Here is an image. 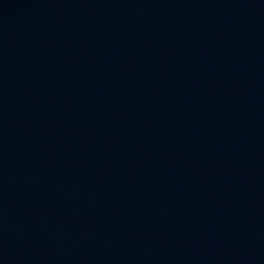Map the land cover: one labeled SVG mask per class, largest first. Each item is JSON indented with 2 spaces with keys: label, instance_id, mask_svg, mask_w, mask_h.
I'll return each instance as SVG.
<instances>
[{
  "label": "water",
  "instance_id": "obj_1",
  "mask_svg": "<svg viewBox=\"0 0 264 264\" xmlns=\"http://www.w3.org/2000/svg\"><path fill=\"white\" fill-rule=\"evenodd\" d=\"M0 264H264V0H0Z\"/></svg>",
  "mask_w": 264,
  "mask_h": 264
}]
</instances>
